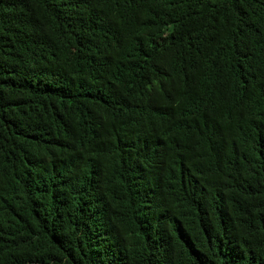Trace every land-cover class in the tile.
Masks as SVG:
<instances>
[{
  "label": "trees",
  "instance_id": "1",
  "mask_svg": "<svg viewBox=\"0 0 264 264\" xmlns=\"http://www.w3.org/2000/svg\"><path fill=\"white\" fill-rule=\"evenodd\" d=\"M0 264H264V0H0Z\"/></svg>",
  "mask_w": 264,
  "mask_h": 264
}]
</instances>
